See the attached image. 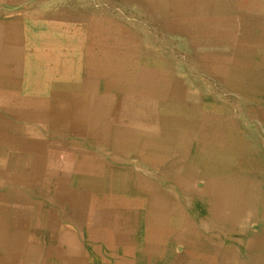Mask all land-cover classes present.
Returning <instances> with one entry per match:
<instances>
[{
	"label": "crops",
	"instance_id": "0c3cea01",
	"mask_svg": "<svg viewBox=\"0 0 264 264\" xmlns=\"http://www.w3.org/2000/svg\"><path fill=\"white\" fill-rule=\"evenodd\" d=\"M137 1L142 13L164 22L173 13ZM108 3L113 0H0V264H74L76 255L83 264H264L263 169L235 167L234 178L256 184L224 190L222 218L215 219L210 199L178 200L188 196L176 182L178 168H167L176 145L136 113L152 108L114 104L102 107L104 116L93 102L97 90L79 93L41 80L47 63L80 61L79 49L71 52L83 31L95 37L85 44L108 60L100 48L112 45L110 35L101 39L89 25L111 13ZM224 87L264 95V85ZM123 107L134 116L120 121ZM57 222L62 231H51Z\"/></svg>",
	"mask_w": 264,
	"mask_h": 264
},
{
	"label": "bare ground",
	"instance_id": "6f19581e",
	"mask_svg": "<svg viewBox=\"0 0 264 264\" xmlns=\"http://www.w3.org/2000/svg\"><path fill=\"white\" fill-rule=\"evenodd\" d=\"M120 1L126 3L127 0ZM225 1L226 0H150V3L154 7L157 6L158 9L173 12L168 13L166 18V21L172 20L170 24L171 28L168 27L170 28L168 29L169 32L176 35H181L183 32H189V34L185 36V39L189 42L187 43L188 51L191 49L189 54L193 55L196 53L193 56H196V59H198L195 62V68L197 70L212 71L215 74H218L220 79L230 87L243 86L255 88L264 85V16L262 15L264 14V0H242L239 1L240 4L233 5V9L227 7ZM128 2H130V4L128 3L127 5L134 7H138L140 5L137 0H128ZM115 6L116 5L113 4V7ZM236 8H240V12H247L249 14L250 12H255L259 15L255 16L254 14H251V16H249L239 14V18L235 20L233 17L227 20L222 17V14L230 12V10H232V13L234 14L236 12ZM113 22L115 25L118 24V21H114V19H111L110 24H105L110 27ZM195 31H199L201 35H196ZM236 31L238 36H234ZM89 37L90 34L83 31L79 34V36H76V40L79 39L84 42L86 39L89 40ZM237 38L242 41L251 42L249 46L250 52L256 56L257 59L255 61L244 63L240 61L233 64L231 52L228 51L226 47L224 51L221 50L222 46H219L220 43L226 42L230 46H233L234 41ZM7 44H9V42ZM199 44L203 47L205 46L210 48L216 45L217 49H201L200 52L203 54L201 58L199 57L200 55L198 52ZM84 47L85 44L81 48H78V46L72 48L71 53L74 54V52L79 49V51L76 52V56L78 58L91 56L92 50L85 49ZM242 47L243 46L240 45L237 50H235L236 56H240L244 53L245 49L242 50ZM192 48L196 50L194 51ZM102 49L105 50L103 55L105 52L107 53L108 60H102V56L100 54H95L94 57L95 59L97 58L95 63H101L97 69L92 68V66L88 63L83 65L78 60L75 62L67 59L62 62L57 61L55 63H47V67L41 69V80L44 82L48 81L50 87H65L79 93L84 90L96 91L100 86V82L97 84V81L104 80V84L102 86L105 93L96 95L93 99V102L97 104L98 108H109L111 105L117 103H121L124 106L129 105L130 107L137 105L136 108L139 109L152 108L150 112L146 111L144 113H140V111H137L136 113L141 114V119L153 120L152 123L156 122V126L161 127L159 134L160 137L163 140L169 138V140L176 145L177 157L174 160L178 165L176 182L182 186L184 193L188 196L178 197V200L189 199L192 195H194V198L197 199L208 198L213 203L211 212L213 215L212 217L215 219H221L222 213L220 210L222 207L220 205V200H223V197H225V194L223 195V191L230 188L232 189V187L235 188V186H254L256 184L255 179L246 178L245 176L241 178H234L233 176H230L229 179H235L234 182H231L228 178H226L228 173L236 172V166L241 164L243 167L245 163L250 161L255 162V167L260 170H264V157L261 158V156L257 155L260 152H264V135H262L257 129L249 132L250 135L254 137V141L257 145L261 147L260 151L254 152L251 149L248 150L247 146L243 147L242 142H239L241 130L235 118H229L231 124L226 123L223 126H220L217 130L213 129L210 121L203 119L204 113L207 111V104H203L204 99H202V96H199V93L190 91V86L183 84V80L178 78L175 71L176 69L171 68L169 62L162 60L159 62L155 51H147L146 54L149 55V59L136 61V63H133L135 66L131 71L128 72L123 70L121 72H113V64L123 65L126 63L122 60L123 52L122 50L111 51L108 50V47H103ZM218 49L222 53L218 51ZM132 56L137 58V54ZM43 65L45 66V64ZM111 65L112 67H110ZM254 69L258 70L254 71ZM243 76L247 77L246 81L242 79ZM120 80H126V83L118 84V81ZM245 82L251 83V85L246 86ZM110 89H117L118 91H135L138 95H136V98L129 96L119 97L118 95L109 94ZM145 94L151 95V99H143L142 96ZM81 97L84 99V96ZM78 98L79 101H81L79 96ZM127 110L129 109L123 107L120 113L117 114V116L121 119L120 121L134 116H131ZM226 110L227 109L222 106L216 108L217 112H225ZM131 111L132 110H130V112ZM102 112L104 116L107 115L103 109L101 114ZM147 112L149 113L147 114ZM192 146H194L195 149H193ZM200 179L203 180L204 186L197 190L195 187L196 182ZM81 194L84 200H88L89 196L87 194L83 192H81ZM80 196L78 197L80 198ZM227 196L228 194H226V197ZM110 197L108 196L104 199L110 200ZM237 210H239V208ZM223 214H225V211ZM50 229L54 232L62 231L58 222L54 226H50ZM63 232H65V234H71L68 230ZM69 244L75 249L78 247L77 243L75 244V241L74 243L70 242ZM210 251L212 250L210 249ZM76 256H74L75 260H73V263L83 264V261L78 259L79 256Z\"/></svg>",
	"mask_w": 264,
	"mask_h": 264
},
{
	"label": "rangeland",
	"instance_id": "374dc122",
	"mask_svg": "<svg viewBox=\"0 0 264 264\" xmlns=\"http://www.w3.org/2000/svg\"><path fill=\"white\" fill-rule=\"evenodd\" d=\"M239 1L242 0H226L225 4L227 7L233 9V5L240 4ZM248 1V0H245ZM113 4L116 5L113 7L111 3H108L109 11L111 13H108L106 15H97L95 18L92 19V21L89 23V25H93L94 31L96 34H100L101 39L104 38V34L110 35V39H112L113 43L112 45H108V50L111 51H119L122 50V60L125 61L123 65L119 64H113L114 71L113 72H121L123 70L125 71H131L133 67L135 66L136 61H144L149 59V55L146 54V52L155 51L157 54V60L159 62L166 61L170 63L171 68H175L177 76L180 80H183V84H186V86H190V91L199 93V96H202V99H204L203 104L205 103L207 111L204 113L203 119L210 121L211 127L213 129H219L220 126H223L226 123H230L229 120L230 117L235 118V120L238 122V126L241 130V137L239 142H242L243 147L248 148V150H252L254 152L260 151V146L257 145V143L254 141V137L250 135V131H255V129L259 130L262 135H264V95H245L240 92V90H235L231 88H225L226 83L223 82L218 74H215L212 71H205V70H197L195 67V62L198 60L196 59V56H193L189 54V51L191 50L189 47V51L187 48V43H189L185 36L189 34V32H183L181 35H176L172 32H169L166 26V21L159 20L156 15H150V14H144L145 12L143 6L141 7H131L127 4L122 3L120 0H113ZM225 6V7H226ZM236 12L233 14L232 10L230 12H227L225 14H222V17L224 19H230L233 17V19L239 18L240 15H249L256 14L255 12H240V8L235 9ZM210 11V10H209ZM144 12V13H142ZM261 14V13H260ZM264 16V14H262ZM227 17V18H226ZM101 18V19H99ZM111 19H114V21H118V24H113L109 27L105 23L110 24ZM232 19V20H233ZM100 21V22H98ZM97 24V26H96ZM114 25V27H113ZM96 27V28H95ZM120 29V30H119ZM87 31L86 33H88ZM195 34L200 36L201 33L199 31H195ZM100 36H96V38H100ZM234 36H238L237 31L235 32ZM95 38L90 34L89 40ZM87 40V39H86ZM237 40V42H236ZM81 41V40H80ZM81 43L85 44L81 41ZM80 43L81 48L84 46V44ZM234 43H237V48L242 45V50H244V53L240 56H236L235 49L231 47L230 45L227 47V43H222V51L225 50V47L228 51L233 54L232 59L236 62L242 61L244 62H253L257 58L256 56L250 52V44L251 42L248 41H242L239 38L235 39ZM221 46V45H219ZM85 49L93 50L90 45L85 44ZM204 48V49H203ZM212 49H217V46L211 47ZM210 47H202L199 46L198 52L199 57L202 58V53L200 52L201 49L203 50H212ZM236 48V50H237ZM102 49V48H100ZM192 50H196L192 48ZM218 51H220L218 49ZM234 51V53L232 52ZM248 51V52H247ZM221 52V51H220ZM222 53V52H221ZM100 54L91 52V56H84L80 59L81 64L88 63L92 66V68L97 69L101 63L96 62L97 58L95 59L94 55ZM137 58L136 61H126L127 59L134 58L132 55H136ZM101 55V54H100ZM131 55V56H130ZM93 56V57H92ZM159 56V57H158ZM118 59V58H117ZM152 61V60H151ZM76 62V61H75ZM116 65V66H115ZM118 66V67H117ZM112 67V65L110 66ZM99 70V69H98ZM113 70V69H112ZM258 69H254V71H257ZM112 72V71H111ZM102 77V76H100ZM242 79H246V77H242ZM186 81V82H185ZM99 88H97V95H100L103 91L105 93V90L103 89L104 80L97 81V84H99ZM126 83V80H120L118 81V84ZM208 85L213 86L209 88H219L220 93H213L210 94L206 90H210L208 88ZM224 85V86H223ZM99 90V91H98ZM117 91V89H110V91ZM260 90V87L258 88ZM111 91V92H112ZM128 90H122L118 91L117 95L120 96H129L136 98L135 91H128L130 93H127ZM95 96V95H94ZM206 97V98H205ZM123 98V97H121ZM128 98V97H127ZM121 103H117L116 105H120ZM219 106L225 107L227 110L225 112H217L216 108ZM118 113V110H117ZM214 116V117H213ZM225 121V122H224ZM208 142V141H207ZM195 149V147H192ZM257 155L264 157V152H260ZM264 160V159H263ZM264 162V161H263ZM264 164V163H263ZM255 162L250 161L243 165L241 170H244L243 173L247 172H253V170L262 171L263 170L255 167ZM178 167L177 163L172 162L171 164H168L167 168H175ZM235 173V172H234ZM234 173H231L232 176H234ZM229 174V173H228ZM239 178V177H237ZM204 182L203 180H198L196 182V186L198 189H201ZM201 207H196L194 209V212L199 213L201 211Z\"/></svg>",
	"mask_w": 264,
	"mask_h": 264
}]
</instances>
